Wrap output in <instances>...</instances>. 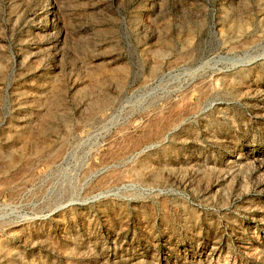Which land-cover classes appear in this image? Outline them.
Wrapping results in <instances>:
<instances>
[{"label":"rangeland","instance_id":"rangeland-1","mask_svg":"<svg viewBox=\"0 0 264 264\" xmlns=\"http://www.w3.org/2000/svg\"><path fill=\"white\" fill-rule=\"evenodd\" d=\"M0 264H264V0H0Z\"/></svg>","mask_w":264,"mask_h":264}]
</instances>
